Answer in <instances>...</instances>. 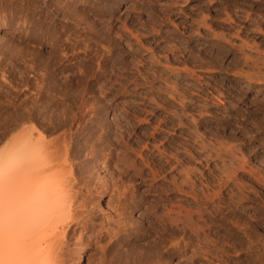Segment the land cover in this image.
Masks as SVG:
<instances>
[{"label": "rangeland", "instance_id": "obj_1", "mask_svg": "<svg viewBox=\"0 0 264 264\" xmlns=\"http://www.w3.org/2000/svg\"><path fill=\"white\" fill-rule=\"evenodd\" d=\"M23 129L72 139L109 185L101 246L121 231L143 264H264V0H0V154ZM191 186L221 194L192 215L204 241L161 218L202 209ZM73 241L69 264L98 263Z\"/></svg>", "mask_w": 264, "mask_h": 264}, {"label": "bare ground", "instance_id": "obj_2", "mask_svg": "<svg viewBox=\"0 0 264 264\" xmlns=\"http://www.w3.org/2000/svg\"><path fill=\"white\" fill-rule=\"evenodd\" d=\"M71 140L67 137L46 140L40 135L37 136L33 129H23L16 136L12 148L6 152L5 149L2 150L0 264H69L72 258L67 256V249L73 239L75 246L81 245L92 252L99 249V246L102 248L103 255L97 256L100 258L97 264H143V252L137 249L135 244L132 246L127 242L125 232L120 231L119 234L117 231L116 238L101 246L103 237L108 236V233L113 234L107 226L113 225V221L101 216L102 212L106 211L101 208L100 199H103L110 187L108 184L102 186L103 180L101 176L96 175V170L93 171L94 167H90L89 159L75 161L78 149H75ZM186 182L182 180L179 184L175 183L176 189L182 190ZM100 186L104 189L100 190ZM190 188L194 202H198L202 209L185 207V210L181 205L176 211L174 207V210L169 207L161 218L163 217V222H166V217L177 223L184 217L183 226L177 225L176 230L186 232L188 239L197 235L200 241H204L202 232L208 225L207 221L200 226L193 220L192 215L198 213L200 218H203L206 212H210L212 217L218 216L223 208L214 204L210 209L209 204L213 202L214 197L219 200L221 194L200 193L193 186ZM123 200L122 195L115 204L120 216L125 213ZM109 203L113 206L111 199ZM239 203L237 202L238 205ZM236 208L239 209L238 206ZM183 209L186 214H182ZM234 213L236 214L235 211ZM125 220V217L117 220L115 226L118 230L123 229ZM233 223L235 221L228 219L226 215L223 224ZM97 225L101 227L96 233ZM205 241L211 243L208 239ZM107 252L111 258H108Z\"/></svg>", "mask_w": 264, "mask_h": 264}]
</instances>
